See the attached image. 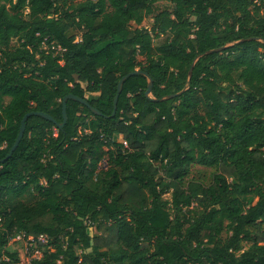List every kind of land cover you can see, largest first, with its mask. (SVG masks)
Here are the masks:
<instances>
[{
    "label": "trees",
    "instance_id": "trees-1",
    "mask_svg": "<svg viewBox=\"0 0 264 264\" xmlns=\"http://www.w3.org/2000/svg\"><path fill=\"white\" fill-rule=\"evenodd\" d=\"M68 94L100 113L57 126ZM18 232L30 264H264V0H0V264Z\"/></svg>",
    "mask_w": 264,
    "mask_h": 264
},
{
    "label": "built area",
    "instance_id": "built-area-1",
    "mask_svg": "<svg viewBox=\"0 0 264 264\" xmlns=\"http://www.w3.org/2000/svg\"><path fill=\"white\" fill-rule=\"evenodd\" d=\"M56 50L61 51V48L57 46ZM53 134L54 135L56 134L55 128L53 129ZM123 145L127 146L126 141L123 142ZM12 239L19 244L20 248H19L18 259L14 262H11V264H30L33 259L37 258L40 255L38 242H42V243L47 242V236L44 234H40L37 236H32V235L27 236L21 232L16 233L12 237Z\"/></svg>",
    "mask_w": 264,
    "mask_h": 264
},
{
    "label": "water",
    "instance_id": "water-1",
    "mask_svg": "<svg viewBox=\"0 0 264 264\" xmlns=\"http://www.w3.org/2000/svg\"><path fill=\"white\" fill-rule=\"evenodd\" d=\"M140 72H141V71H131V72H129L127 75L121 77V79L119 80L118 85H117V92H116V95H115L114 100H113V111H112V115H113L114 112H115L117 96H118V94H119V91H120V87H121L122 82L124 81V79H125L127 76L132 75V74H136V73H140ZM148 81H149V84H148L147 90H146V92H145L146 94L149 93V91H150V86H151V79L148 78ZM167 97H170V95L167 96ZM68 98H71V99L77 100V101H79V102L85 104L86 106H88V107H89L93 112H95V113H98V114L100 113V112H98L95 108L90 107L89 104H88V102L86 101V99H84V98H82V97L74 96V95H72V94H68V95L64 96V97H63V100H62V115H63V121H62L61 123H58V124H57V126H59V127H61V126L63 125V123H64V121H65V118H66V115H65V102H66V99H68ZM34 114H36V115H40V116H43V117H46V118H48V119H50V120H53V118H52L51 116H49V115H47V114H45V113H43V112H35V111L27 112V113L22 117V119H21L20 127H19V131H18L17 137H16V139H15V141H14L12 147L10 148V151H9V153L7 154V157H8V156L12 153V151L16 148V146H17V144H18V142H19V140H20V138H21V136H22V134H23V131H24V128H25V120L27 119L28 116H30V115H34Z\"/></svg>",
    "mask_w": 264,
    "mask_h": 264
},
{
    "label": "rangeland",
    "instance_id": "rangeland-1",
    "mask_svg": "<svg viewBox=\"0 0 264 264\" xmlns=\"http://www.w3.org/2000/svg\"><path fill=\"white\" fill-rule=\"evenodd\" d=\"M146 21L151 22V19L150 20L147 19ZM131 25L134 26L133 24H131ZM20 41L21 40H19L18 38H12L10 40V43H11V45H18ZM6 99L7 98H5V100ZM212 172H213V168H211V167H205L202 165H193L191 167L190 172H189L187 177H188V179H194V180H198L204 184H208L211 180ZM88 231L90 234H94V232H95L94 226H91L90 228H88ZM222 236L223 237L225 236L224 232L222 233ZM247 245H248V242L244 241L243 247L245 248ZM6 248L8 250H15V252L17 254H19L20 246L16 241H14L12 239V237H9Z\"/></svg>",
    "mask_w": 264,
    "mask_h": 264
}]
</instances>
